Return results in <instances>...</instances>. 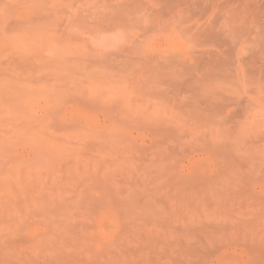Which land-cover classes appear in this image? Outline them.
<instances>
[{
	"label": "rangeland",
	"instance_id": "1",
	"mask_svg": "<svg viewBox=\"0 0 264 264\" xmlns=\"http://www.w3.org/2000/svg\"><path fill=\"white\" fill-rule=\"evenodd\" d=\"M0 264H264V0H0Z\"/></svg>",
	"mask_w": 264,
	"mask_h": 264
}]
</instances>
